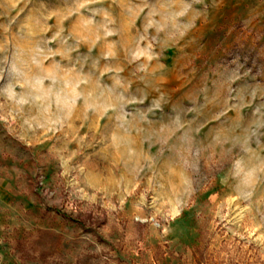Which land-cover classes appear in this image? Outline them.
<instances>
[{"label":"rangeland","instance_id":"1","mask_svg":"<svg viewBox=\"0 0 264 264\" xmlns=\"http://www.w3.org/2000/svg\"><path fill=\"white\" fill-rule=\"evenodd\" d=\"M0 264H264V0H0Z\"/></svg>","mask_w":264,"mask_h":264},{"label":"clouds","instance_id":"2","mask_svg":"<svg viewBox=\"0 0 264 264\" xmlns=\"http://www.w3.org/2000/svg\"><path fill=\"white\" fill-rule=\"evenodd\" d=\"M161 31H164V29L162 28ZM248 195H250V193Z\"/></svg>","mask_w":264,"mask_h":264}]
</instances>
